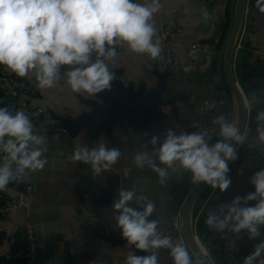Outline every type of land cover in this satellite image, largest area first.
I'll return each instance as SVG.
<instances>
[{
  "label": "clouds",
  "instance_id": "clouds-1",
  "mask_svg": "<svg viewBox=\"0 0 264 264\" xmlns=\"http://www.w3.org/2000/svg\"><path fill=\"white\" fill-rule=\"evenodd\" d=\"M255 7L264 15V0H256ZM160 8V0H0V66L18 77L34 78L40 90L56 87L67 66L68 87L86 97L97 96L111 90L115 73L108 61L117 56V47L151 60L161 57L154 24ZM256 122L257 140L264 143V109L257 112ZM212 123L218 128L181 134L166 129L162 141L152 135L149 143L156 159L137 152L133 163L140 169L151 168L161 185L170 173L184 172L190 173L193 184L227 191L232 184L229 163L238 158L236 146L243 145L247 137L223 114ZM214 135L219 139L212 143ZM46 151V136L36 133L24 111L0 107V192L11 191L8 185L19 182L21 173L42 170L47 164ZM120 156L118 147L99 142L94 147L74 148L68 158L90 165L93 174L99 175L110 170ZM249 183L253 192L218 205L205 224L218 233L246 231L249 239L258 238L264 227V169L256 171ZM154 212L155 205L147 197L137 195L135 189L119 188L112 204L116 227L127 245L147 253L129 254L124 264H159L161 249L169 250L173 264H193L182 242L161 235L159 220L150 219ZM262 257L264 241L254 246L243 264H264Z\"/></svg>",
  "mask_w": 264,
  "mask_h": 264
},
{
  "label": "crops",
  "instance_id": "crops-1",
  "mask_svg": "<svg viewBox=\"0 0 264 264\" xmlns=\"http://www.w3.org/2000/svg\"><path fill=\"white\" fill-rule=\"evenodd\" d=\"M160 4V11L154 15L157 33L162 29L177 26H181L184 33L173 42L176 59L170 65L173 73L167 78L171 99L170 104L163 107L168 117L152 127L146 137L139 131L120 125L115 128L112 141L104 136L94 139L92 128H86L75 138L62 134V130L56 127L54 121L59 117H75L90 110L81 101L90 97L75 93L68 87L64 76L68 70L67 66L61 70V81L51 89L40 90L35 79L27 77L36 88L31 103L42 106L45 110L43 119L35 131L47 138V151L43 157L47 159V164L42 170L30 173V179L34 183L32 217L36 223L38 264H124L129 254H136L131 245H115L112 241L99 237L83 224L84 219L93 214L116 223L112 206L96 207L91 193L102 191L107 185V176L120 174L128 178V184L135 188L137 195H143L154 203L163 226L170 225L171 202L185 173H170V178L161 185L157 174L147 165L143 169L135 166L134 156L137 152H146L155 160L153 146L149 143L151 136H159L162 141L166 129H172L177 134L186 133L187 125L194 117L200 116L199 106L204 97L216 105L215 108H210L213 111L208 113L211 122L221 114L225 117L227 115L229 121L230 105L222 98L219 99L216 91L208 88L209 85L202 76L193 77L194 73H212L214 63L220 66L225 40H220L209 54L191 51L190 44L213 35L220 27L227 34L233 21L235 0H212V30L205 36L199 32L203 17L208 12L204 0H160ZM214 25L217 26L216 29L213 28ZM240 54L256 58L257 62L264 61V19H254L251 13L246 17L240 46L237 48V57ZM148 63L147 56L130 53L126 47H117V56L108 61L111 67L124 71L123 79L126 82L133 81L137 86L142 81H146L148 85L157 81L153 71L148 69ZM167 68L165 66L161 70L166 71ZM212 125V129L218 128L217 125ZM256 128L257 123L246 126L244 135L247 139L243 145H238V158L229 163V176L232 180L230 188L225 192L212 188L204 195L203 202L196 210L198 226L205 229L207 236H217L218 248L228 255L230 264H243L244 258L259 243L258 239H249L248 236L239 238V234L235 235L230 230L218 233L205 224V219L218 205L228 203L236 196L248 194L250 177L256 171L264 169V143L258 142ZM218 139L219 137L215 136L212 142ZM99 142L120 149L121 156L110 170L94 175L90 165L69 160L68 157L74 148L94 147ZM156 162L159 163L158 160ZM8 188L11 191L0 192L3 194L0 204L16 198L18 187L15 183L9 184ZM191 189L193 186L186 191L180 207ZM22 223L23 211L20 209L13 211L8 218H0V231L5 234V240L0 245V257L13 256L18 260V264H24L23 252L26 244L20 232ZM198 239L202 243L200 237ZM202 246L204 247L203 243ZM205 250L207 251L206 248ZM159 264H173L169 250H160Z\"/></svg>",
  "mask_w": 264,
  "mask_h": 264
},
{
  "label": "water",
  "instance_id": "water-1",
  "mask_svg": "<svg viewBox=\"0 0 264 264\" xmlns=\"http://www.w3.org/2000/svg\"><path fill=\"white\" fill-rule=\"evenodd\" d=\"M204 1L208 7V12L203 17L199 32L205 36L212 30L213 9L212 0ZM255 4L256 0H235L233 21L227 34L222 27L217 28L214 25L213 28H217L215 33L201 39L211 46H216L220 40H225L220 66L214 63L212 73L193 74L194 78L202 76L207 81L208 88L216 91V96L230 105L229 122L236 124L243 134L247 125L248 106L256 108L264 102V61L257 62L256 58L243 54L237 57V48L240 46L248 14L251 13L254 19H264V15L257 11ZM109 67L115 73L111 90L98 93L97 96L81 99L90 110L83 111L75 117L57 118L54 124L62 130V134L75 138L86 128H92L94 129V139L104 136L112 141L114 130L120 125L133 131H139L146 137L151 132L152 127L159 125L162 120L168 117V113L163 110V107L168 106L171 99L167 85V78L173 73L170 66L166 71L161 70V68L153 70L157 77V81L153 85H148L146 81H142L139 86L133 81L126 82L123 79L124 71L122 69L113 68L110 65ZM215 136L217 135H214L212 139ZM236 147L238 148V145ZM106 183L107 185L103 187L101 192L91 193V197L98 208L112 206L113 200L118 197L121 186L135 189L128 184V178L122 177L120 174L107 176ZM191 186L193 189L180 207L186 191ZM211 189L205 184H193L190 173H185L176 187L174 199L169 209L172 214L171 223L165 227H173L176 216L180 214L182 234L186 248L193 258V264H230L228 255L218 248L217 236H207L205 229L199 227L196 221V210L203 202L204 195ZM253 191L254 187L251 185L248 193ZM254 203V201L249 202V204ZM132 206L136 207L135 205ZM150 219L159 220L158 213L155 211ZM163 225L159 220V228ZM94 232L99 237L112 241L115 245L127 243L119 229L111 230L108 233H103L100 230ZM260 233V236L256 238L259 243L264 241V227L260 228ZM238 236L239 238L248 236V233L245 231ZM198 237H200L204 247ZM132 248L138 256L147 254L135 249L134 246Z\"/></svg>",
  "mask_w": 264,
  "mask_h": 264
},
{
  "label": "built area",
  "instance_id": "built-area-1",
  "mask_svg": "<svg viewBox=\"0 0 264 264\" xmlns=\"http://www.w3.org/2000/svg\"><path fill=\"white\" fill-rule=\"evenodd\" d=\"M178 19H181V17H178ZM183 33V28L181 26L171 29H162L157 33L162 52L160 58L156 60L149 59L148 69L150 71L165 66L168 67L175 61L176 54L174 52L173 42L179 39ZM213 47L214 46L202 40H195L190 44L191 51L198 54H209L212 52ZM6 90L14 94L7 100V105L15 107L19 109V111H24L33 123L34 130H36L43 119L45 110L42 106L33 105L30 101L31 97L36 93L34 84L27 77H18L14 73L8 71L4 66H0V97L2 91ZM210 102V99L205 97L201 100L199 106L200 116L194 117L189 125H187L186 133L212 130L213 125L208 118ZM261 109H264V102L261 106L256 108L248 106L247 125L257 123L256 115ZM2 155L3 154H0V156ZM30 173L31 171L21 173L22 179L19 182H14L18 187L16 198L10 201H4L0 204V218H8L13 211L18 209L23 211V223L20 232L23 241L26 243L23 252L24 264H38L39 248L36 235V223L32 217V193L34 190V183L30 179ZM1 198H3L2 193L0 194V199ZM178 215L174 220L173 227L162 226L159 228V231L162 236H170L174 241H180L186 247V242L182 234L180 214ZM83 224L89 228V230H100L103 233H108L111 230L117 229L115 222L104 220L98 214L88 216L84 219Z\"/></svg>",
  "mask_w": 264,
  "mask_h": 264
},
{
  "label": "trees",
  "instance_id": "trees-1",
  "mask_svg": "<svg viewBox=\"0 0 264 264\" xmlns=\"http://www.w3.org/2000/svg\"><path fill=\"white\" fill-rule=\"evenodd\" d=\"M13 95H14L13 93H9V91L7 90L2 91L0 97V107H8L12 112L19 111V109L7 105V100ZM4 240H5V234L2 231H0V245L4 242ZM0 264H18V260L13 256H11L10 258L0 257Z\"/></svg>",
  "mask_w": 264,
  "mask_h": 264
}]
</instances>
